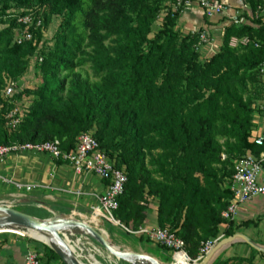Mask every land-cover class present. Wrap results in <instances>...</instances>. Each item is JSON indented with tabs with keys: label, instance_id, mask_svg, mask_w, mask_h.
<instances>
[{
	"label": "trees",
	"instance_id": "16d2710c",
	"mask_svg": "<svg viewBox=\"0 0 264 264\" xmlns=\"http://www.w3.org/2000/svg\"><path fill=\"white\" fill-rule=\"evenodd\" d=\"M89 1L92 8L104 7L102 0ZM243 1L253 13L262 6V0ZM172 3L113 0L107 28L115 37L114 46L96 42L87 59L86 36L77 26L79 17L91 12L84 0H0V26L6 25L0 30V146L58 141L70 152L82 134L91 133L128 178L115 219L138 231L146 224L151 203H156L159 228L184 240L195 261L208 241L236 233L234 221L222 217L233 198L235 162L248 152L258 156L264 150L255 145L251 133L254 105L264 99V25L253 20V25L228 26L220 51L202 61L195 50L202 31L186 36L179 32L181 13ZM164 4L159 31L150 37L149 20ZM32 8H47L52 17L65 16L63 31L54 49L36 63L43 81L39 100L31 106L22 103V123L10 132L7 115L12 101H23L22 92L11 101L3 92L26 74L29 59L38 54V36L47 26V17ZM27 14L40 16L43 25L33 31V41L18 44L20 25L15 16ZM233 38H246L248 44L232 47ZM88 61L103 83L92 91L76 82L64 97L61 72ZM137 239L151 242L144 236ZM38 254L42 264H64L48 246ZM252 261L235 259L233 264Z\"/></svg>",
	"mask_w": 264,
	"mask_h": 264
},
{
	"label": "crops",
	"instance_id": "0c3cea01",
	"mask_svg": "<svg viewBox=\"0 0 264 264\" xmlns=\"http://www.w3.org/2000/svg\"><path fill=\"white\" fill-rule=\"evenodd\" d=\"M223 2L229 10L222 17L210 19L198 5L194 4L184 9L177 21L176 29L184 36L198 31H205L208 34L210 43L202 48L206 59H210L220 51L225 29L232 24L235 25L232 18L236 15H239L241 22L239 26L253 25V20H260L261 25H264V0L257 13H253L250 5L242 0H223ZM255 26L259 27V25ZM246 43H248L246 38H233L231 46L237 47ZM261 75L264 82V66L261 67ZM22 103L28 106L24 101ZM254 108L251 130L253 140L264 131V99L254 105ZM105 191L106 183L97 176L93 174L78 176L70 164L55 161L48 155L11 154L0 162V202H5L21 212L42 220L51 219L56 214L64 218L92 223L107 234L109 240H112L111 234L113 235L115 230L104 221L102 216L95 215V208L99 206V197ZM157 207L156 203H151L143 228L149 230L159 228ZM233 221L236 226L235 234L246 236L261 251L249 245L244 239H238L237 242L221 250L210 264L227 262L233 264L235 259L250 258H253L251 263L243 264H264V256L259 255V253L264 254V195L241 204ZM246 221L254 223L249 227H240ZM135 237L136 243L134 242L131 250L138 252L147 249L144 253L148 256L159 262H165L168 251L160 249L156 243L141 242L137 239L139 236ZM221 237L226 238L224 234ZM144 238L146 241L147 238ZM115 239L117 240V237ZM3 241L4 239H0V243ZM82 241L91 252L94 248L93 240L83 237ZM0 247V264H25L28 253L36 251L43 254L44 252V247L38 242H25L14 238L0 244ZM79 258L83 264H91L87 258ZM93 258L97 264H119L117 261H121L114 256H93ZM179 260L181 258L175 263Z\"/></svg>",
	"mask_w": 264,
	"mask_h": 264
},
{
	"label": "built area",
	"instance_id": "2783aa9c",
	"mask_svg": "<svg viewBox=\"0 0 264 264\" xmlns=\"http://www.w3.org/2000/svg\"><path fill=\"white\" fill-rule=\"evenodd\" d=\"M194 4L198 5L210 19L222 17L229 10L223 0H173L172 7L175 12L179 11L181 13L184 9ZM15 19L17 24L20 25V28L16 31V41L18 44L33 41V31L41 28L43 25V19L36 14L18 15L15 16ZM232 19L235 25L239 26L241 24L239 15H236ZM196 33L198 32H193L192 34ZM209 43L208 34L205 31L200 32L196 50L200 52V49ZM42 61L41 58L38 60V63L41 64ZM19 92V84L17 82H10L3 92V96L6 100L11 101ZM12 104L13 107L7 115L6 124L10 132L15 131L19 127L25 113L22 102L17 103L16 101H12ZM254 143L258 147L264 148V131L254 139ZM21 153L48 155L55 161L70 164L78 176L85 174L97 176L106 183V191L99 197V206L95 208L96 217H105L129 234L144 236L150 239L152 242L175 253V257L179 254L188 256L185 241L176 236L171 230L167 228L155 230L140 228L138 231H132L115 219L114 214L119 208V198L124 193L128 178L124 172L114 167L110 158L101 150L100 144L91 133L82 134L78 139L76 149L70 152L62 150L58 141L15 143L8 146H0V162L11 154ZM222 158L225 160V155ZM231 191L233 198L228 208L222 212V217L228 221L235 219L237 210L241 204L264 195V150L258 156L248 152L236 160ZM222 239V237H219L208 241L202 247L198 259L192 261L189 257V263L192 261L194 264H199ZM25 264H42L38 252L32 251L28 253L25 258Z\"/></svg>",
	"mask_w": 264,
	"mask_h": 264
},
{
	"label": "rangeland",
	"instance_id": "374dc122",
	"mask_svg": "<svg viewBox=\"0 0 264 264\" xmlns=\"http://www.w3.org/2000/svg\"><path fill=\"white\" fill-rule=\"evenodd\" d=\"M112 1L113 0H102V4L104 5V7H97V8L93 7L92 8L90 1L84 0L86 4L87 12L90 11V7H91L90 14L86 17H79V21H78L79 24L77 25L79 27V31L86 36L85 47H84V52H83L84 58L88 59V57L93 53L96 42L103 43V45L107 48H111L114 46L113 42L115 40V37L109 34L110 31L107 28L109 18H110L109 9L112 8L110 6ZM168 5H170V2ZM163 6L164 7H162L161 12L158 14V16L153 20H149V22L151 23V30H152V34L150 35V37H153L154 34H156L159 31L162 20L166 13L165 12L166 5L164 4ZM13 10L17 12L15 8H13ZM22 11L23 10H20L18 12H22ZM31 11H38L42 13L45 16V18L47 17L46 19L47 26L45 30L41 32L40 36H38V46H39L38 54L34 55L33 57L29 59V64H28V69H27L26 74H24V76H22L17 81V83L19 84V90L20 92H22V95H21L22 100L25 103H27L29 106H31L35 101L39 100V97H40L39 90L43 86L42 76L40 73L41 70L36 65V63L38 62V58L40 60L42 58L41 56L42 54L46 55L47 53H49L50 51L54 49L56 45L57 36L61 34L63 31L62 25L64 24V19H65V16H55V17L50 16L48 14L47 8H38V9L32 8ZM135 17H136V14L134 15V18ZM1 19H3V22H5V16L1 17ZM84 21L87 22V26H84ZM5 27L6 25L2 24L0 26V30L4 29ZM195 50H196V47H195ZM200 50H201L200 51L201 60L202 61L209 60V59H206L205 56L203 55L202 48ZM60 79L66 85V93L63 94V96L66 97L68 95V92L72 89L73 85L76 82L81 83L86 89L96 91L97 87L103 83L104 78L102 79L101 76H98L95 73L92 63L88 61L85 65L77 66L71 71H62L60 74ZM225 186L226 185L224 184V187ZM103 219L107 224L111 225L112 229L115 230L113 231L114 232L113 235L111 234V237L113 239L109 240L113 244V246L117 247L121 251L135 252V253L147 255L146 253H144L147 249H143L142 250L143 252L142 251L136 252V251L131 250L134 247L133 244L136 239L135 237L126 235L122 231V229L119 226H117L115 223H113L111 220L106 219L105 217H103ZM116 237H117V240L115 239ZM11 238L12 239L14 238L17 240H23L25 242L35 241V242L40 243L43 247L46 246L44 243L38 240H35L29 236H24V235L17 234L14 232H5V231H3V233L0 232V239H4V241L1 242L0 244H4ZM81 243L85 244L82 241V239H81ZM156 245H158L159 247V244L156 243ZM93 247L94 248L91 250V254L93 256H113L95 241H93ZM151 250L155 251V249H152V248ZM165 256H167V259L165 260V262H160V264H175V261L179 259L178 257L179 255L175 257V253H172V252H170L169 254ZM180 261L181 260H179L178 262ZM117 262L119 264H130L128 262H123V261H117ZM190 264H194V262L191 261Z\"/></svg>",
	"mask_w": 264,
	"mask_h": 264
},
{
	"label": "water",
	"instance_id": "95a60500",
	"mask_svg": "<svg viewBox=\"0 0 264 264\" xmlns=\"http://www.w3.org/2000/svg\"><path fill=\"white\" fill-rule=\"evenodd\" d=\"M13 229L35 231L43 237H50L52 241L49 243L36 237L31 238L44 243L46 246L54 250L64 264H83L79 257L87 258L91 264H97V261L93 258L91 252L90 256L85 254L84 249H88L83 243H81L83 237H87L97 242L118 260L130 264H138V262L160 264L159 261L148 255L121 251L113 246L109 241L107 234L95 227L92 223L75 220L73 218H64L56 214L51 219L42 220L30 214L21 212L5 202H0V231ZM238 239H244L249 245L255 247L246 236L242 234H234L233 236L222 239L213 250L199 262V264H210L213 258L221 250L237 242ZM77 241H79L80 245H78ZM256 249L261 251L259 248ZM78 251L79 254H77Z\"/></svg>",
	"mask_w": 264,
	"mask_h": 264
},
{
	"label": "bare ground",
	"instance_id": "6f19581e",
	"mask_svg": "<svg viewBox=\"0 0 264 264\" xmlns=\"http://www.w3.org/2000/svg\"><path fill=\"white\" fill-rule=\"evenodd\" d=\"M0 232H2L3 233V231H0ZM5 232H14V233H17V234H21V235H24V236H29V237H36V238H38V239H41V240H43V241H45V242H47V243H49V242H51L52 241V239L50 238V237H43L42 235H40V234H38L37 232H35V231H25V230H7V231H5ZM77 243H78V245H80L79 244V241H77ZM84 249V248H83ZM84 252H85V254L86 255H89L90 256V251L89 250H85L84 249ZM179 258H181V261L180 262H177V263H175V264H190L189 263V256H187V255H185V254H179V256H178ZM186 260H188V261H186ZM100 264V263H99ZM138 264H148V263H144V262H138Z\"/></svg>",
	"mask_w": 264,
	"mask_h": 264
}]
</instances>
